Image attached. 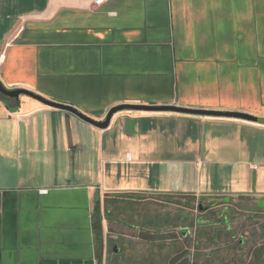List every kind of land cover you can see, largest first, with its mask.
Instances as JSON below:
<instances>
[{
  "label": "crops",
  "instance_id": "0c3cea01",
  "mask_svg": "<svg viewBox=\"0 0 264 264\" xmlns=\"http://www.w3.org/2000/svg\"><path fill=\"white\" fill-rule=\"evenodd\" d=\"M0 80L97 121L125 104L262 120L122 111L101 130L0 97V264H186L169 230L232 244L234 208L264 211V0H0ZM164 203L183 211L154 219Z\"/></svg>",
  "mask_w": 264,
  "mask_h": 264
},
{
  "label": "rangeland",
  "instance_id": "374dc122",
  "mask_svg": "<svg viewBox=\"0 0 264 264\" xmlns=\"http://www.w3.org/2000/svg\"><path fill=\"white\" fill-rule=\"evenodd\" d=\"M164 207L168 206L165 205V203L164 205L158 204L155 214H153L152 211L149 212L147 209L146 212L143 211V214L146 215L144 222H150L152 214L153 218L157 219L160 215L162 217L166 213L167 219H171L170 217L174 215L179 216V214L176 213L183 211L178 208L164 210ZM202 207L205 212L208 210V207H210V204L203 203ZM237 208L238 209L234 208L233 211L235 212V216L231 215L228 217L230 218V222L234 223L233 230H231L228 235V237H232L233 234V237H236L235 242L232 244H229L225 235L223 237H217L220 244L213 240L216 238V235L213 239L209 238L210 240H204L203 237L199 235V230L193 231L192 235H188L187 239L184 241L181 230L177 232L169 230L167 236L171 237L175 233V238H177V246L175 249L178 251L180 257L178 256L176 261L186 256V264H264V211L255 209L250 203L240 205ZM193 211V215L199 217L198 222L203 223V225L209 224L210 226L212 223L213 225L217 224V221L215 219L213 220L211 214H201L197 207ZM215 211H219V209H215ZM183 225H185V223H183ZM206 231L208 234L214 233L213 228H207ZM161 248L165 250L168 247L162 246ZM172 249L171 247V250ZM118 250L119 249H116V251ZM115 258L122 260L121 254L118 255V253L115 255ZM130 260L132 259L130 258ZM129 264L136 263L132 262Z\"/></svg>",
  "mask_w": 264,
  "mask_h": 264
},
{
  "label": "water",
  "instance_id": "95a60500",
  "mask_svg": "<svg viewBox=\"0 0 264 264\" xmlns=\"http://www.w3.org/2000/svg\"><path fill=\"white\" fill-rule=\"evenodd\" d=\"M0 94L2 96L12 99H19L21 96L30 97L48 108L68 112L78 117L83 122L101 130H105L109 128L113 117L117 113L122 111H138V112H148V113H173V114H181L188 116L238 119V120H244L254 123H262V120L257 117L240 112L210 111V110L190 109V108H183L176 106H153V105H130V104L113 107L103 121H97L95 119H92L91 117H88L80 110L76 109L75 107L47 100L32 91L26 89H20V88L10 90L4 86L1 80H0Z\"/></svg>",
  "mask_w": 264,
  "mask_h": 264
},
{
  "label": "trees",
  "instance_id": "16d2710c",
  "mask_svg": "<svg viewBox=\"0 0 264 264\" xmlns=\"http://www.w3.org/2000/svg\"><path fill=\"white\" fill-rule=\"evenodd\" d=\"M1 99L7 104V106L10 109H14L12 106H10L9 102H14V104H15L16 103V100L15 99L8 98V97L2 96V95H1ZM99 264H102V260H100V263Z\"/></svg>",
  "mask_w": 264,
  "mask_h": 264
},
{
  "label": "built area",
  "instance_id": "2783aa9c",
  "mask_svg": "<svg viewBox=\"0 0 264 264\" xmlns=\"http://www.w3.org/2000/svg\"><path fill=\"white\" fill-rule=\"evenodd\" d=\"M108 1H110V0H95V6L101 7L102 5L107 3ZM0 97H1V94H0Z\"/></svg>",
  "mask_w": 264,
  "mask_h": 264
},
{
  "label": "flooded vegetation",
  "instance_id": "af4514ba",
  "mask_svg": "<svg viewBox=\"0 0 264 264\" xmlns=\"http://www.w3.org/2000/svg\"><path fill=\"white\" fill-rule=\"evenodd\" d=\"M207 213H208V214H211L213 218H214V217H217V216H218L219 218L221 217V214H218L216 211H212V210H210V211H208ZM218 217H217V218H218ZM217 218H215V220H218V219H219V218H218V219H217Z\"/></svg>",
  "mask_w": 264,
  "mask_h": 264
}]
</instances>
